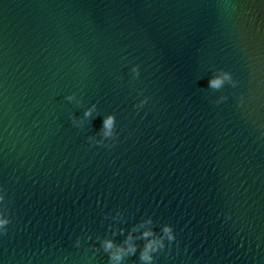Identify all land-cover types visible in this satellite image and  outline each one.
Instances as JSON below:
<instances>
[{"label": "water", "instance_id": "water-1", "mask_svg": "<svg viewBox=\"0 0 264 264\" xmlns=\"http://www.w3.org/2000/svg\"><path fill=\"white\" fill-rule=\"evenodd\" d=\"M0 194V264H264V0H0Z\"/></svg>", "mask_w": 264, "mask_h": 264}, {"label": "clouds", "instance_id": "clouds-1", "mask_svg": "<svg viewBox=\"0 0 264 264\" xmlns=\"http://www.w3.org/2000/svg\"><path fill=\"white\" fill-rule=\"evenodd\" d=\"M231 79V74L228 72H222L209 80V86L212 88H220L223 86L225 81ZM86 116L91 115V109L85 112ZM115 127V116L108 115L104 118L102 133L103 135H111L112 131ZM3 199V195L0 194V200ZM230 218V217H229ZM151 220L149 219L146 223L151 224ZM9 219L0 211V232L5 229V226L8 225ZM139 227H143V225L138 226L134 229V231H138ZM142 237L145 239V244L143 249L140 252V260L144 262V264H152L154 259L153 253L159 251L160 249L165 247V240L174 241L175 240V231L172 225L165 224L162 228V233L157 235L153 229H146L142 233ZM135 237L130 232L126 238L125 245H115L113 241L107 240L104 241L105 250L110 252V259L113 264H120V261L124 259V257L128 254H135L137 251V245L134 243Z\"/></svg>", "mask_w": 264, "mask_h": 264}]
</instances>
